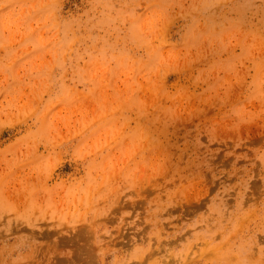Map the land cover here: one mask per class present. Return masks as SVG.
Segmentation results:
<instances>
[{
    "label": "rangeland",
    "instance_id": "374dc122",
    "mask_svg": "<svg viewBox=\"0 0 264 264\" xmlns=\"http://www.w3.org/2000/svg\"><path fill=\"white\" fill-rule=\"evenodd\" d=\"M0 264H264V0H0Z\"/></svg>",
    "mask_w": 264,
    "mask_h": 264
}]
</instances>
